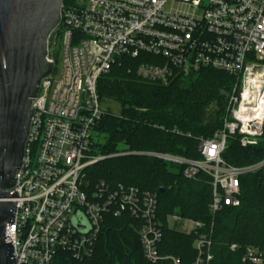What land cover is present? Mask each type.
Masks as SVG:
<instances>
[{"label": "built area", "instance_id": "obj_1", "mask_svg": "<svg viewBox=\"0 0 264 264\" xmlns=\"http://www.w3.org/2000/svg\"><path fill=\"white\" fill-rule=\"evenodd\" d=\"M59 28L60 56L55 60L48 45L54 71L32 99L29 137L13 187L17 208L6 236L17 264H53L60 251L78 259L88 256L107 216L126 212L143 222L139 235L151 263L209 264L212 239L207 235L195 241L191 263L160 253L156 193L104 180L84 185L88 165L105 157L92 154L96 126L106 114L97 83L118 56L141 53L151 58L137 72L151 81L167 83L206 68L231 75L223 126L198 139L200 158L141 153L182 166L188 179L207 174L212 214L238 207L241 177L262 169L264 158L234 165L223 155L231 139L255 146L264 134V0H72L63 4ZM77 213L85 220L83 229L75 223ZM168 222L184 231L206 227L176 214ZM242 262L264 264V250L246 247Z\"/></svg>", "mask_w": 264, "mask_h": 264}, {"label": "trees", "instance_id": "obj_2", "mask_svg": "<svg viewBox=\"0 0 264 264\" xmlns=\"http://www.w3.org/2000/svg\"><path fill=\"white\" fill-rule=\"evenodd\" d=\"M71 1L65 0L64 5ZM55 33L57 38L54 41L52 35L49 48L57 60L61 29ZM150 58L146 53L120 55L98 79V95L106 114L96 126L99 139L93 141L92 154L107 157L158 151L200 158L198 139L212 136L223 126L234 84L231 75L206 68L177 75L167 83L151 81L137 72ZM114 105L119 109L117 114L112 111ZM223 157L234 165L263 159L264 134L255 146L243 147L231 139ZM182 169L152 156L132 154L97 161L85 170V178L92 186L104 180L112 186L122 183L156 193L162 227L159 250L163 255L193 262L197 256L195 241L201 235L212 239L209 264H243L246 247L264 250V167L241 177L238 207L227 206L215 215L210 211V177L200 173L196 179H188ZM161 187L164 193L159 192ZM173 214L203 221L206 227L190 231L172 227L168 216ZM142 224L128 212L120 217L108 215L90 255L78 259L60 251L53 264H153L143 253L139 235ZM232 244L238 248L231 249Z\"/></svg>", "mask_w": 264, "mask_h": 264}, {"label": "water", "instance_id": "obj_3", "mask_svg": "<svg viewBox=\"0 0 264 264\" xmlns=\"http://www.w3.org/2000/svg\"><path fill=\"white\" fill-rule=\"evenodd\" d=\"M64 1L0 0V264H17L12 239L6 236L17 208L13 187L29 137L32 99L42 79L54 71L48 45L52 35L57 38ZM132 154L138 153L104 158ZM74 220L79 228L86 227L79 213Z\"/></svg>", "mask_w": 264, "mask_h": 264}, {"label": "rangeland", "instance_id": "obj_4", "mask_svg": "<svg viewBox=\"0 0 264 264\" xmlns=\"http://www.w3.org/2000/svg\"><path fill=\"white\" fill-rule=\"evenodd\" d=\"M61 39H59V41H58V59H59V56H60V49H61ZM59 61V60H58ZM57 66H59V64L57 65ZM112 111H113V113H115V114H117V113H119V109H118V107L117 106H113L112 107ZM96 131V130H95ZM99 139V137L97 136V134H96V132H95V134H94V141L96 142L97 140ZM124 153H129V152H124ZM134 153V152H133ZM138 154H142L141 152L140 153H138ZM145 155V154H144ZM99 156V155H98ZM90 183V181L87 179V178H85L84 179V185L85 186H87V184H89ZM173 223V222H172Z\"/></svg>", "mask_w": 264, "mask_h": 264}]
</instances>
